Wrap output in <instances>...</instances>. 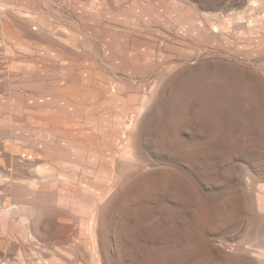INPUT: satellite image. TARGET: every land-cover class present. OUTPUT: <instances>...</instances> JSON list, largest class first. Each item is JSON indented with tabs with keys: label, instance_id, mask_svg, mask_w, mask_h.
<instances>
[{
	"label": "rangeland",
	"instance_id": "obj_1",
	"mask_svg": "<svg viewBox=\"0 0 264 264\" xmlns=\"http://www.w3.org/2000/svg\"><path fill=\"white\" fill-rule=\"evenodd\" d=\"M19 41L71 55L117 84L130 77L139 101L156 89L134 129L126 114L137 164L120 171L123 192L100 220L98 249L32 250L29 240L13 249L0 224V264H264V0H0V45ZM12 57L0 47V109L32 131L43 125L41 109L22 117L12 109L36 89L7 72ZM58 65L31 75H61ZM111 105L69 106L76 124L50 131L80 145V129L114 114ZM4 192L0 200L21 203L17 213L31 209L34 233L47 242L41 223L64 195L22 200L17 183ZM77 200L71 223H55L50 235L94 219L98 201Z\"/></svg>",
	"mask_w": 264,
	"mask_h": 264
},
{
	"label": "bare ground",
	"instance_id": "obj_2",
	"mask_svg": "<svg viewBox=\"0 0 264 264\" xmlns=\"http://www.w3.org/2000/svg\"><path fill=\"white\" fill-rule=\"evenodd\" d=\"M16 33L21 36L20 31ZM13 34L17 37L14 32ZM0 47L6 54L14 57L8 61L7 72L20 79H27L26 87L36 89H32L31 96L20 95L12 110L16 111L17 116L22 117L27 111L41 109L40 120L43 121L41 122L43 125H36L37 129L24 130L12 125L9 119L11 112H8L10 108L7 105L0 109V112H8L7 115L4 113L0 115V136L5 140V147L0 149V193L6 192L17 183L18 195L22 200L27 196L47 191H57L66 199L63 207L55 208L48 215L49 218L46 217V223H41L45 232L49 233L50 239L47 242L41 243L34 233L32 222L35 218L31 209L26 208L27 213L19 214L17 211L22 210L21 203H13L7 197L0 200L1 231L12 241L13 249L25 245V240H29L32 243L30 246L32 250L50 248L52 244L51 247L55 251L62 245H68L72 248H81L88 254L95 252L99 247L96 242L101 234L100 220L109 214L123 192L125 174H121L120 171L123 166L129 168L137 164L132 148L133 133H127V128L134 129L137 126L139 118L152 102L156 85L154 84L150 92L139 101L130 77L117 80L118 84L114 83L109 77L108 79H105L104 75L99 77L100 73L94 75L84 63L82 66L70 63L71 55L58 52L51 54L54 51L31 41L5 42ZM59 63H62L61 75H46L47 77L31 75L33 71L30 70L31 67L42 74L49 71L45 66L55 69ZM20 83L24 85L23 81ZM121 85L125 89H122ZM38 88L41 89L38 91ZM61 102L65 104L62 105ZM101 103L112 104L114 114L103 112L90 128H81L80 131H83L86 139L82 140L80 145L66 141L60 134L50 131L51 125L56 128L62 126L68 128L76 124L75 118L67 117L69 106L76 109L82 104L92 106ZM126 114L130 115L128 127L125 126ZM111 116L113 121L110 120ZM13 138H17L18 144L11 142ZM17 171L21 177L18 180L14 177ZM30 175L31 178H28ZM83 197L91 199L94 204L96 200L98 201L94 208V219L80 217L82 219L77 230L68 227L70 235L60 236L61 238L50 235L53 233L55 223H71L70 208L76 207L77 199ZM262 254L264 256V251ZM90 257H87L88 262L91 261Z\"/></svg>",
	"mask_w": 264,
	"mask_h": 264
}]
</instances>
